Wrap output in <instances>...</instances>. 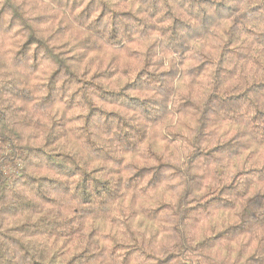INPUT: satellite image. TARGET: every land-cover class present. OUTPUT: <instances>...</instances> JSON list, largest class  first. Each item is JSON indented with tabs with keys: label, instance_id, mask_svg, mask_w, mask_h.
<instances>
[{
	"label": "clouds",
	"instance_id": "1",
	"mask_svg": "<svg viewBox=\"0 0 264 264\" xmlns=\"http://www.w3.org/2000/svg\"><path fill=\"white\" fill-rule=\"evenodd\" d=\"M0 264H264V0H0Z\"/></svg>",
	"mask_w": 264,
	"mask_h": 264
}]
</instances>
